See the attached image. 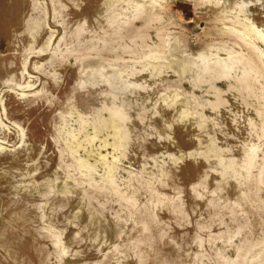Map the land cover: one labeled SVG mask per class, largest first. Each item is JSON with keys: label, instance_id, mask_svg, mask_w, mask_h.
Segmentation results:
<instances>
[{"label": "rangeland", "instance_id": "rangeland-1", "mask_svg": "<svg viewBox=\"0 0 264 264\" xmlns=\"http://www.w3.org/2000/svg\"><path fill=\"white\" fill-rule=\"evenodd\" d=\"M0 264H264V0H0Z\"/></svg>", "mask_w": 264, "mask_h": 264}]
</instances>
